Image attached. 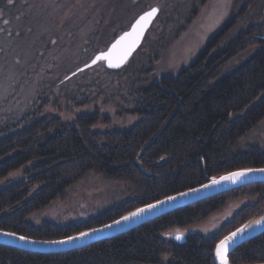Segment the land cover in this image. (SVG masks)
I'll use <instances>...</instances> for the list:
<instances>
[{"label": "trees", "instance_id": "1", "mask_svg": "<svg viewBox=\"0 0 264 264\" xmlns=\"http://www.w3.org/2000/svg\"><path fill=\"white\" fill-rule=\"evenodd\" d=\"M223 36H214L184 68L139 87L131 98L139 120L126 130L94 128L110 119L96 110L71 122L42 116L0 138V179L11 175L0 186V229L40 240L64 238L207 177L264 167V149H239L241 138L264 118V19L213 56ZM254 44L260 48L251 58L221 75L227 60ZM90 172L128 183L134 198L66 226L49 221L35 226L27 219L62 199ZM36 183L45 185L30 195ZM237 199H244L243 205L208 230L215 213ZM263 213L264 182L250 183L71 251L35 253L0 244V264H157L163 254L170 256L165 264H214L217 241ZM176 233L183 234V241L174 239ZM228 259L231 264L264 263V232L233 249Z\"/></svg>", "mask_w": 264, "mask_h": 264}, {"label": "rangeland", "instance_id": "2", "mask_svg": "<svg viewBox=\"0 0 264 264\" xmlns=\"http://www.w3.org/2000/svg\"><path fill=\"white\" fill-rule=\"evenodd\" d=\"M151 5L160 7L159 15L125 64L108 69L98 61L79 70ZM263 19L264 0H0V138L42 116L71 122L96 110L110 119L94 128L126 130L139 120L131 102L139 87L184 68L214 36L224 33L211 52L220 54L240 31ZM259 48L251 45L227 60L221 75ZM250 145L264 149V118L239 141L241 150ZM9 176L0 179V186ZM44 185L34 184L29 194ZM132 198L128 183L90 172L70 185L62 199L27 219L35 226L43 221L66 226ZM243 203L230 200L207 229L216 228ZM168 259L163 254L157 264Z\"/></svg>", "mask_w": 264, "mask_h": 264}, {"label": "water", "instance_id": "3", "mask_svg": "<svg viewBox=\"0 0 264 264\" xmlns=\"http://www.w3.org/2000/svg\"><path fill=\"white\" fill-rule=\"evenodd\" d=\"M157 9L153 17H151L150 22L145 25L143 34L138 40L135 36H129L127 39L121 41V37L128 32H131L133 25L142 16L145 12L150 11L151 9ZM158 6L154 5L143 12H141L137 17L132 21L130 26L118 34L114 40L108 45V47L100 52L94 54V56L79 69H85L96 64L98 61L103 60L104 64L109 69H117L123 64H125L132 54L137 50L141 45L143 38L149 29L151 23L156 18L158 14ZM136 40L135 45L131 48L129 54L125 57L124 53L128 47L132 44V41ZM120 41V43H117ZM115 45V47H113ZM103 57H108L113 64H119V66H109L108 59ZM244 172L245 175L235 178L234 180H222L221 177L229 176L231 173ZM213 180L218 181V183H213ZM264 182V167H249L231 170L225 173H222L218 176L207 177L206 180L196 186L187 188L185 190L179 191L177 193L165 196L161 199L155 200L153 202L141 205L114 220H111L107 223H104L99 226H95L86 230H83L79 233L59 238L53 240H40L27 237L15 232L1 230L0 229V244L7 245L13 248L21 249L24 251L35 252V253H61L66 251H71L79 248H83L87 245L96 243L100 240L111 238L117 236L121 233L129 231L137 226L144 224L150 220L158 218L168 212L179 209L183 206L192 204L194 202L233 190L250 183H261ZM170 197H175V199H169ZM149 205H154V207H148ZM127 217V219H124ZM264 218V213L256 218L249 219L245 223L241 224L237 228L233 229L226 235H224L214 246L213 250V259L214 264H221V260L217 257L216 249L217 245L220 244L222 240L226 237L231 236L232 233L236 232L237 235L233 237L227 245V264H231L228 259L229 253L238 247L243 242L261 234L264 232V220L260 224L251 223L256 220H261ZM119 221V223H117ZM251 224L250 227H245L246 225ZM238 229H244L243 232H237ZM81 233H87V235L80 236ZM180 236V239H177V236ZM23 237L24 239H21ZM73 237L74 239H69ZM174 239L181 242L184 237L182 233H177L174 235ZM61 241H64L61 243ZM223 252V250H222ZM264 264V263H260Z\"/></svg>", "mask_w": 264, "mask_h": 264}, {"label": "snow or ice", "instance_id": "4", "mask_svg": "<svg viewBox=\"0 0 264 264\" xmlns=\"http://www.w3.org/2000/svg\"><path fill=\"white\" fill-rule=\"evenodd\" d=\"M157 9L153 8L148 12H145L142 16L139 17V19L136 21V23L133 25L131 32L125 33L122 37H121V41L127 39L129 36H135L136 40H138L140 38V36L143 34L145 25L148 24L150 22L151 17L154 16V14L156 13ZM136 40L132 41V44L128 47V49L125 51L124 56L126 57L129 52L131 51V48L135 45ZM117 43H120V41H118ZM115 47V45L113 46ZM104 59H108V63L109 66H119V64H113L112 61L108 58V57H103ZM245 175L244 172H236V173H231L229 176L226 177H221L222 180H234L237 177L243 176ZM213 183H218V181L213 180ZM169 199H175V197H170ZM148 207H154V205H149ZM124 219H127V217H124ZM262 220H264V218H261V220H256L253 221L251 223H255V224H260L262 222ZM117 223H119V221H117ZM251 224L246 225L245 227H250ZM244 229H238L237 232H243ZM87 235V233H81L80 236H84ZM237 235L236 232L232 233L231 236L226 237L224 240H222L220 242L219 245H217V249H216V254L217 257L221 260V264H227V258H226V253H227V245L229 243V241L235 237ZM177 239H180L181 237L178 235L176 237ZM21 239H24L23 237H21ZM69 239H74L73 237H69ZM64 241H61V243H63ZM223 250V252H222Z\"/></svg>", "mask_w": 264, "mask_h": 264}, {"label": "flooded vegetation", "instance_id": "5", "mask_svg": "<svg viewBox=\"0 0 264 264\" xmlns=\"http://www.w3.org/2000/svg\"><path fill=\"white\" fill-rule=\"evenodd\" d=\"M203 1H205V0H201V2H203ZM152 6H154V5H151V6H146L144 10H146V9H148V8L152 7ZM157 6H158V5H157ZM158 8H159V10H158L157 17H158V15H159V12H160V7L158 6ZM157 17L155 18V20L157 19ZM155 20H154V21H155ZM154 21H153V22H154ZM152 25H153V23H152ZM152 25H151V26H152ZM214 56H219V54H215Z\"/></svg>", "mask_w": 264, "mask_h": 264}]
</instances>
